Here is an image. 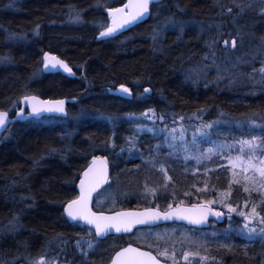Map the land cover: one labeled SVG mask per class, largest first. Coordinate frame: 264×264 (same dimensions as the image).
<instances>
[{
    "label": "trees",
    "instance_id": "trees-1",
    "mask_svg": "<svg viewBox=\"0 0 264 264\" xmlns=\"http://www.w3.org/2000/svg\"><path fill=\"white\" fill-rule=\"evenodd\" d=\"M101 1L103 0H0V25L10 31L33 29V27L37 29L36 26L39 25L37 34L39 39L35 43L27 46H11L9 50H5L7 45L3 43V33L0 31V55L5 54L8 64L0 68V110L16 104L22 95L35 94L48 99L59 96L77 97V103L68 105L70 112L83 104V109L89 112L98 109L127 113L159 110L164 117L168 113L185 116L203 112V119L206 120L213 119L218 113L233 119L236 117L237 120L256 115L260 117L262 123L258 128H249L245 125L240 128L231 124L218 130V133H213L212 136H215V140L225 138L227 142H231L232 137L240 136L250 138L254 135L264 138V130H262L264 84L258 82L260 79L258 73L255 78L248 75L252 73L253 68L259 69L264 62V48H261V39L264 38V14L255 11L256 15L259 14L258 22L253 21L250 16L253 15L254 9L247 7L248 0L239 2L245 6L244 16H241L239 25L234 27L228 24L229 32L235 31L234 34L230 33V37L239 39L236 31L242 32L243 36L251 34L252 38L259 41V47L248 50V56H244L251 58V67L239 66L231 72L232 75L219 81L232 82L242 77L247 84L244 91L246 93L239 87H234L233 90L223 89L222 92L217 91L216 88L208 86L207 88L205 83L212 78V75L207 74L206 78L204 75L206 70L196 77L193 76L195 69L192 65L205 61L199 58L201 59V53L206 45L211 43L206 37L201 40L193 29L188 28L181 35L163 30L155 43L152 40L156 25L152 15L156 10L159 14L158 19L174 16L180 21L190 20L204 24L212 13L213 17L219 14H216L217 7L211 5L216 0H162L161 3L151 7V14L147 20L115 36L96 40L99 32L97 26L108 22L102 7L97 6ZM124 1L116 0L111 7L119 6ZM256 1L261 9L264 8L260 0ZM227 7H232L234 11L240 10L235 5L224 6L223 16L219 17L223 21L233 15L225 13ZM73 9L80 12V23L65 22L60 19L59 15L63 11L66 10L69 14ZM185 16L186 19H183ZM237 51L228 50L227 53L234 59ZM45 52L56 54L66 60L72 67L73 75L47 74L39 80L32 81L39 56ZM196 59L199 61L196 62ZM79 66L84 67L81 74ZM118 84H129L134 92L140 91L143 86H148L151 94L149 98L138 102L106 92L105 86L113 87ZM241 98L245 101L239 102ZM64 126L63 124L36 126L27 122H18L8 127L2 135L0 264H29V261L35 259L33 257L38 256L45 248L60 250L57 246L60 241L54 239L57 234L67 241V249L65 252L61 251L62 255L67 259L76 258L78 264H87L89 258H98V260L107 258L111 250H116L123 238L127 237L109 236L99 240L91 231V238L95 239L97 251L82 262L74 250V241L80 237L89 238V229L85 227L78 229L69 224L62 215L61 206L71 195L68 184L74 176L73 172L80 167L83 160L95 152H101L100 146L109 143L118 147L125 145L130 137L128 131L124 132L120 127L116 128L112 135H108L106 126L100 127L88 121H80L67 128ZM139 137L138 144L142 146L147 139L144 135ZM149 142L153 141L149 140ZM52 149L57 151L52 152ZM113 151L114 149L108 152ZM122 151L125 152V148ZM150 152L151 156H149ZM146 153L148 160L154 158V153L158 155L160 162L165 160V167L168 169V179L164 180L155 177L153 173L147 174L151 179L147 185L150 189H156L155 193L158 194L156 196L150 191L144 193L143 197L139 196L138 199L143 201L149 197V206L155 205L165 209L166 203L168 205L198 203L204 201L207 194L215 195L216 192L219 194L225 189L232 196L241 195L238 199L243 202L250 201L244 208L241 206L243 202L234 204L244 211H248L251 202H259L262 199L258 191L246 193L242 186L234 188L233 191L225 187L227 182L233 180V176L232 171L222 164L224 159L222 160L220 155H216L218 160L184 164L183 160L172 159L170 156L169 160L161 159L157 149L151 148ZM263 154L264 152L260 153ZM106 156L110 161L117 159L115 153H107ZM122 158L123 156L119 159ZM124 158H132V156H124ZM132 163L129 161L128 167L134 166ZM120 172H116V175ZM160 185H164V191H160ZM136 196H131V200L119 206L104 207L102 210L134 208L132 202L138 203L133 200ZM152 196L155 198L152 199ZM212 207L216 208L214 205ZM258 211L263 213V206H260ZM235 214L238 215L237 212ZM14 215L19 219L13 231L10 230L9 221ZM221 225L216 224V229ZM6 226L9 229H6ZM210 228L211 225L206 230ZM226 239L221 242L226 241L225 245H217L206 251L208 257L215 259L212 264H227V258H232L229 262L253 259L255 255L257 257L253 259L254 264H264V260L259 263L258 259L264 258V242L258 239L242 242L240 237L235 235Z\"/></svg>",
    "mask_w": 264,
    "mask_h": 264
},
{
    "label": "snow or ice",
    "instance_id": "snow-or-ice-1",
    "mask_svg": "<svg viewBox=\"0 0 264 264\" xmlns=\"http://www.w3.org/2000/svg\"><path fill=\"white\" fill-rule=\"evenodd\" d=\"M262 4H264V0H260ZM161 3V0H128V3L124 4L122 7H108L107 8V15L109 18L108 23H101V31L99 32V37H112L115 33L124 29L126 26L138 21L142 20L145 16L150 15V8L154 4ZM232 3L235 7L239 8L241 12L244 11V7L239 3H236V0H232ZM223 7V5H221ZM247 7H251V4L247 5ZM226 11L231 14L233 12L232 7L226 8ZM261 14H264V8L261 9ZM69 21L72 23H80L81 22V15L79 11L70 10L69 13ZM233 22H235V17H233ZM168 26L176 27L177 22L172 19V17H167L164 21V24L159 29H154L152 33V40L155 43L161 36L162 31L165 30ZM185 27L184 22H180L179 30L183 32ZM39 28V25L36 26ZM219 29V25H217ZM38 34V32H36ZM220 35H217L215 39L212 40L211 43L208 44L210 49L215 47L216 42L220 39ZM239 35V33H238ZM229 41L227 39L224 40V45L227 47ZM237 40L233 38L231 40V46L234 49L236 47ZM261 48H264V38L261 40ZM7 59V58H4ZM239 59V58H238ZM215 62V57L213 53V63ZM43 65L44 68L47 69L49 66L52 68H62L65 72L71 74L72 69L69 67L64 60L59 59L55 55H51L50 53L45 52L43 56ZM236 65H233L235 68ZM200 71H204L203 68ZM220 69L217 67V80L223 79V76L220 74ZM259 74L260 79L259 83L264 84V62H262V66L259 69L253 68L252 73L248 75L252 78H255L256 74ZM35 75V74H34ZM199 72H197V76ZM118 91L131 94L130 89L125 87L123 84L119 86ZM150 89L145 88L144 92L148 93ZM15 103V102H14ZM21 104H26L28 108L31 109L29 115L38 116L43 112H58L66 114V109L64 107L65 100H41L39 97L35 95H24L20 98ZM203 111V110H200ZM25 109L20 107L19 110L16 112L17 116L24 115ZM152 110H148V112L143 113L142 115H149ZM83 115V113H81ZM199 116V112L196 114ZM8 116L9 113L7 111L0 110V128H5L8 123ZM154 116L149 115V119ZM163 116H160L159 119L163 120ZM111 119V117H109ZM181 120L184 117H180ZM220 123L219 120L211 121L206 124H201L198 126L193 132V139L191 141L192 148L196 149L194 155H186L185 159H194L197 164H200L202 160H208L214 155H222L225 150L232 149L235 144H239L240 146V154L235 157H227L228 164L232 170L233 180L230 181V186L232 183H241V178L244 183V191L246 193L251 191H258L260 192L262 199L259 202H251V207L248 211H240L238 208L233 207L230 203H224L223 200L221 201H214L209 200L206 202H202L197 205H193L190 208L181 207L180 205H176L173 208L172 204L168 205V211L166 212H159L154 209H145L143 212H117L114 215H105L104 213L100 212H93L88 207V201L91 196V193L103 183L104 178H106V167L107 161L98 156H93L91 164L88 168L83 172L80 178V195L75 199L68 200L67 203L64 205V212L67 216L73 220H80L84 221L88 226H90V230L88 233L89 239L85 240L83 237L78 238L75 241V247L77 251L84 257L90 255V250H93L96 246V242L91 238V227L95 228V236L102 237L109 230L114 229L115 232H130L134 226L136 225H144L147 227H151L154 222L158 220H172L174 217L176 219L187 220L189 223L193 225H200L203 224L209 215H214L216 217H220L223 215L220 211H214L211 205L219 202L224 203V207L227 208L228 213L238 212V214L243 217L244 225L242 231H246L248 239H255L259 238L264 241V215L258 211V208L264 205V157L257 156V152L261 151L264 152V138L252 136L251 139H241L239 141H235L233 144H227L224 142H217L212 141L210 139L208 129L213 128L215 125ZM239 124V122H237ZM250 124H255L254 119L249 120ZM262 130H264V126H262ZM149 132L155 133L157 130L155 128L147 129ZM163 131L168 132V129L165 128ZM184 127L181 125L180 129V137L179 139L183 142V134H184ZM176 129L173 128L169 132V135L172 137L173 143L169 144L170 148L175 147V140L177 139L175 135ZM203 138L205 141L212 144V147L204 149L203 152L199 151L198 139L197 137ZM167 140V137H166ZM128 144L131 147L135 146V141L129 139ZM183 150L185 152H190V148L188 145H183ZM52 152L57 151L56 149H52ZM245 155L247 158L245 159ZM100 165L98 168L97 165ZM163 170V168L161 169ZM95 177L94 180L90 181L89 177ZM165 178L168 179L167 173H165ZM155 194L156 189H147ZM199 191V189H198ZM187 195V193H186ZM224 195H228L225 193ZM250 201H244L245 207L249 205ZM18 216L14 215L12 219L9 221L10 230H15L18 223ZM257 222L258 227H249L251 222ZM54 239L59 240L60 243L57 245L60 247L61 251H63V246L67 244V241H64L60 234H57ZM47 249H45V254L40 255L35 260L29 261V264H56V260H48L46 259ZM162 256H168L169 253L167 249L159 253ZM191 255H198V253H190L188 251H184L183 259L185 261L189 260ZM171 259L173 260V264H175V250L171 255ZM201 260L207 259V257H200ZM111 264H160V262L154 257L150 252L140 251L137 248L132 247L129 245L126 248L121 249L120 251L115 253V256L111 260Z\"/></svg>",
    "mask_w": 264,
    "mask_h": 264
},
{
    "label": "rangeland",
    "instance_id": "rangeland-1",
    "mask_svg": "<svg viewBox=\"0 0 264 264\" xmlns=\"http://www.w3.org/2000/svg\"><path fill=\"white\" fill-rule=\"evenodd\" d=\"M220 1L222 0H216V2L219 4L216 5L218 12L219 13L217 16L212 17V19H215L216 17H221L223 16L222 14V8L221 5L222 3H220ZM99 5H103L102 3ZM222 14V15H221ZM221 15V16H220ZM159 14H157V10L156 12H154V14L152 15V18L155 20L154 23L155 28L154 29H159L161 28V26L164 24V21L166 18H163L162 20L159 18ZM173 18V17H172ZM227 20V19H226ZM217 20L211 22V24H214V26H216V28L213 27L214 31H219L222 30L221 27L219 26V29L217 28L218 22H216ZM176 22H179V18H177ZM108 23V22H107ZM227 21L223 22V23H219L220 25L222 24L223 27L228 28V24H226ZM226 24V25H224ZM35 33L38 32V29H34ZM225 31V30H224ZM242 34V32H240ZM262 40V39H261ZM212 42V41H211ZM216 55H218V53H216ZM227 56H216L215 58V62L221 63L222 60L225 61V58ZM213 59V58H211ZM227 60H230V57H227ZM236 59H234L235 61ZM219 65H217L218 67ZM226 68L225 69H220V75L223 76V79L225 77H227L226 74ZM201 74V72H199V75ZM197 76V75H196ZM195 76V77H196ZM217 77V71L212 75V78L206 82H210L211 84L214 82L217 84V82H219L220 80L216 79ZM207 78V77H206ZM222 80V79H221ZM203 82V81H202ZM144 97H146V95H144ZM144 97H142V99H144ZM148 112V110H144L141 112H136V113H128L126 114L123 118V120H121L122 122H126V125L130 128L129 132H130V137L127 139V141L125 142V145H121L120 147L115 146L113 143H109L107 144L108 146V151H112V149H114L113 152H108V154H112L115 153L117 159L121 158V156H123V160H125V162L127 163H123V164H118L117 163V159L111 160L114 168L115 166L117 167L118 165H122L121 167L118 168V170L116 172H123V174L115 175L114 177H112V179L110 180V182L108 183V185L106 186L105 189L101 190L99 192V194L97 195V201H98V205H102L103 207L108 208L109 206H112L114 208V206H119V204L131 200V196L137 195L135 197V199L138 203L136 202H132V206L134 208H140V207H148V202H150V198L146 197L145 199H143V201H139L138 197L141 196L143 197V194H147L150 191L146 190V186L147 189H150L149 186L147 185V182L151 179H149L148 177V173H153L154 175H156L155 177H158L160 179H166L165 178V173H167L168 175V169L167 167H165V160L160 162V159H158V155H154V158L151 160L146 159L147 157V150L150 151L151 148L153 149H157L160 152V158L161 159H168L169 160V156L172 159H176V160H183V163H189V164H196V161L194 159H185L186 155H194L196 152L195 148H192L191 146V141L193 139V132H195L196 128L198 126H200L201 124H206L208 122L211 121H215V120H219L220 123L218 125H215L213 128L208 129V133L210 136V139L212 141H217V142H224L227 144H233L235 141H239L241 139H251L252 136L251 135L250 138H242L240 137H232V141L231 142H227L225 140V138L222 139H216L215 140V136H212L213 133H218L221 128L223 127H227L231 124H234L236 127H240L242 128L244 125L248 126L249 128H258L260 127L261 120L260 117L256 116V115H250L247 116L246 118L242 119V120H237V119H233L232 117L226 116L223 113H218L213 119L210 120H206L203 119V112H199V116H197L196 114L192 115H182V114H173V113H168L165 117L162 115V112L159 110H152L151 113H149V115H152V113H154V116H152L151 119H149V115H142L143 113ZM81 116H85V117H89V118H94V117H98L96 115H90V114H83ZM114 116V115H113ZM113 116H102L103 118H107V123L110 124L111 119H109V117H111L113 120L117 119L116 117ZM163 116V120H160L159 117ZM180 117H184L183 120L180 119ZM250 119H254L255 120V124H250L249 120ZM45 121V120H43ZM239 122V124L237 123ZM181 125L184 127L185 131L183 134V142L179 139L180 137V129H181ZM149 128H155L157 131L155 133L153 132H149L147 131V129ZM165 128L168 129V132L163 131ZM175 128L176 132L175 135L177 137V139L175 140L174 144L175 147L174 148H170L169 144L173 143L172 141V137L171 135H169V132L171 131V129ZM140 135H144V137L147 139V141L152 140L153 142L151 143H143L142 146H139L138 144V139ZM213 138H212V137ZM217 136V135H216ZM167 137V140H166ZM129 139H132L135 141V146L131 147L130 149V145L128 144ZM198 139V145H199V151L203 152L204 149H207L209 147H212V144L205 141L203 138L197 137ZM186 144L188 145V147L190 148V152H185L183 150V145ZM125 148V152L122 151V149L124 150ZM261 151L257 152V156L260 157H264L263 155H260ZM240 154V146L239 144H235V146L230 149V150H225L224 153L222 155H220V157L222 158V164L226 165L227 169L229 171H232L229 164H228V159L227 157H235L237 155ZM132 156V158H124V156ZM151 152L149 154V156H151ZM218 157H216V155L212 156L210 159L208 160H218ZM247 158V155H245V159ZM129 161H132L134 164V166L128 167ZM171 162V161H170ZM220 162V161H219ZM182 163V164H183ZM128 164V165H127ZM157 164V165H155ZM163 168V170H161ZM131 175V176H128ZM153 175V176H154ZM162 183V182H160ZM243 180L241 178V183L237 184V183H232L230 186V182H227L226 184V188L230 191H233L234 188H237L238 186H243ZM164 185H160V191H164L163 190ZM225 193H228V195H224ZM156 196L158 193H155ZM152 195V194H150ZM229 192L223 190V192H220L219 194L213 196L210 194H207V197L205 198L206 201L209 200H214V201H221L223 200L224 203H230L233 207H236L234 204H236L237 202H243V200L238 199L241 197V195H236L232 196L230 195ZM154 196V195H153ZM152 196V199L155 198ZM145 197V196H144ZM201 201V202H206V201ZM255 201V200H254ZM224 203H215L213 204L218 210L222 211L223 213L227 214L226 215V221L222 222L221 227L216 229L217 226L216 224L212 223L211 224V228L206 230H195V229H190L187 228L185 226L182 225H174V226H160L159 230H150L152 231L149 232L148 230L145 229H141L138 228L136 229L131 235L127 236L126 238H123V241L121 242V244H125V243H129L131 241L133 242H138V243H149L151 242L154 238L156 239H160V242L155 243V245H158L160 243V250L159 252L164 251L165 249H167L169 255L168 256H162L160 255L163 259L165 260H169L171 262H173V260L171 259V255L173 253V250H175V262L177 264H212L214 263L215 259L210 258L207 256L206 251L210 250L212 247L217 246V245H225L224 243H226V241L228 239H226L229 236H237L240 237V241L242 242H248L254 239H248L247 238V234L246 231H242L243 229V225H244V219L243 217H240L239 214H235V212L233 213H228V210L226 207H224ZM166 206L168 207V203H166ZM242 208L245 207L244 202L241 204ZM264 208V205H262ZM166 207V208H167ZM111 208V207H110ZM237 208V207H236ZM240 211H244L242 209H238ZM238 213V212H237ZM262 215H264V212L261 213ZM249 227H258L257 222L253 221L249 224ZM9 229L8 226H6V229ZM215 228V229H214ZM160 232V233H159ZM222 239H219V238ZM85 240L89 239L87 237H83ZM226 239L225 242L221 243L223 241V239ZM78 239V238H77ZM76 239V240H77ZM256 240L258 239L259 241H262L261 239H259L258 237L255 238ZM75 240V241H76ZM93 240L95 241V239L93 238ZM75 241H74V245H75ZM264 242V241H262ZM55 245V244H54ZM97 246V244H96ZM96 246L93 250H90V255L92 253H95L96 250ZM47 249V254H46V259L48 260H52L55 259L56 260V264H78V262L76 261V258H65L64 255H62L61 253V249L58 250V248L54 249H49V248H45ZM45 249L36 257L33 258H38L40 255H44L45 254ZM67 247L66 245L63 246V250L64 252L66 251ZM75 252L77 253V255L79 256V258H81L82 262H85L88 257H84L82 256L76 249L75 247ZM95 250V251H94ZM114 249L111 250V252L109 253V256H107V258H101L98 260V258H89L87 264H105L111 254L113 253ZM184 251H188L190 253H198V255H191L189 257L188 261H185L183 259V253ZM76 255V256H77ZM200 257H207V259L201 260ZM256 259L257 255L254 256ZM33 259V260H35ZM74 259L75 262H73L72 260ZM95 259V260H94ZM103 259V260H102ZM225 259V258H223ZM251 258H247V260H243V261H231L232 258H227V264H254V260ZM259 259V263L262 262L264 260V258H258ZM66 262V263H65ZM224 263V262H223ZM82 264V263H81ZM262 264V263H260Z\"/></svg>",
    "mask_w": 264,
    "mask_h": 264
},
{
    "label": "bare ground",
    "instance_id": "bare-ground-1",
    "mask_svg": "<svg viewBox=\"0 0 264 264\" xmlns=\"http://www.w3.org/2000/svg\"><path fill=\"white\" fill-rule=\"evenodd\" d=\"M114 1H116V0H103V1H101L99 3H97V6L102 7L103 12L107 15V12H106L107 8L111 7V4ZM239 2H240V0H236V3H239ZM101 3L103 4L102 6L99 5ZM220 3H222L223 7L227 6L228 4L229 5H234L232 3V0L231 1L222 0V1H220ZM218 4H219V2L217 3L216 1H214L211 5L216 6ZM249 4H251L250 8L254 9L253 10V15L250 16V17H252L253 21L258 22L257 21L258 20L257 16H259V14L256 15V13H258V12L260 13L261 6H260V4L258 5L256 0H251V1L248 0L247 1V5H249ZM244 11H245V9H244ZM255 11H256V13H255ZM243 12H241L240 10L234 11V9H233V12H232L233 15L232 16H228L227 20H224V21L225 22L227 21L226 24L230 23V24H232L231 26L237 27V25H239V23L241 22V16H244ZM225 13H227V15H229V13L227 11ZM59 17H60L61 20H64L65 22L69 21V14H68V12L66 10L63 11L59 15ZM209 17H210V19H208L207 22H204V24L203 23L199 24L197 22H193V21H190V20L189 21H187V20L180 21L179 20V22H177V26L176 27L168 26L165 29L166 31H171L173 33H176L177 35L183 34L185 32V30H187L188 28L189 29H193L194 32H195V35L198 34V36H199V38H201V40H204V38L206 37V38L209 39V41H212L213 39H215L217 37L218 33L222 34V35H220V39L216 42L214 48L210 49L208 47V44H209L208 43L206 45V47H205V50L201 53V59L199 58V60H202V61L205 60L206 62L204 61L203 63L192 65V66H194L193 68L195 69V71H193V76L195 77L197 75V72H201V74H202L203 71H200L201 68H203L204 71L206 70V72L204 74L206 77H207V74L213 75L217 71V69H216L217 65H219L218 66L219 69H225L226 68V70H227L226 74H225L226 76L232 75L233 73H231V72L235 68H238L239 66L247 65V66L251 67V62H252L251 58L250 57H246L245 58L244 56L247 55L248 50H250L252 48H255L256 46L259 47V44H260L259 41L256 40L255 38H252L250 36L251 34H245L243 36L240 32H239V35H238V32L236 31V34L238 35L239 39H237V44H236V47L234 48V49L238 50L237 51V55L234 58L236 60L234 61L232 56L229 55L227 53V51L228 50H234L232 48V46H231V40L233 38H232V36L230 37V33L234 34L235 31L229 32V28L223 27L222 24L220 25L219 23H223L224 22L221 18L216 17L215 19H211L213 17V13ZM233 17H235V22H233ZM177 18L178 17H174L173 16L172 19L176 21ZM184 18L186 19V16L183 17V19ZM160 19L162 20L163 17L160 18ZM215 20H217V22H218V24H216V25H219L222 30L214 31L213 27L216 28V26H214V24H211V22H213ZM180 22H184L185 23V27H184L183 32H181L179 30ZM226 24H224V25H226ZM253 24L254 23L252 22V25ZM34 29L35 28L33 27V29L28 28V29H23V30H20V31H10L7 28H5V26L0 25V31L3 33V43L5 45H7L5 50H9L11 46H17V45H25V46H27L28 44L35 43V41L38 40L39 38L37 37V34H35ZM97 29H98L99 32L102 30L100 25L97 26ZM99 32L96 35V40L103 39L102 37H99ZM202 34H204L205 36L203 37ZM225 39H227L229 41V44H228L227 47H225V45H224V40ZM213 53H214V57L215 58H216V56L220 55L222 57H224V56L230 57V60L227 61V57H226L225 61L222 60L221 63H218V62H214L213 63V59H211V58H213ZM216 53H218V55H216ZM54 55H56V54H54ZM43 56H44V54L42 55V53H41V55L39 56L38 64L36 63V65H35L36 67H35V71L33 72V75H32L33 76L32 81L39 80V79L43 78L45 75H47V74H60V73H62L60 71H49V70L45 69L44 65H43ZM56 56H58V55H56ZM58 57L60 59H62L60 56H58ZM4 58H6L5 54L0 55V68L6 67L8 65L7 62H6L7 59H4ZM238 58H239V60H237ZM62 60H64V59H62ZM199 60L196 59V62L199 61ZM64 61L68 64V62L66 60H64ZM197 65H198V67H197ZM233 65H236V67L233 68ZM70 68L72 69L71 66H70ZM79 68H80V74H81L84 67L83 66H79ZM211 71H214V72H211ZM72 75H73V71L71 73V76ZM226 81L227 80H225L224 83L222 81L221 82H217V84L214 83V82L212 84L210 82H206L205 84H206V87L208 86V87H211V88H216V90L219 91V92H222L223 89L233 90L234 87H239V89L242 92H244L246 87H247V84L244 82L242 77H238L237 80H233L232 82H226ZM120 85L121 84L113 85V87L105 86V90L110 95H116V96L122 95V96H124L126 98H129L130 100L132 99V100L138 101V102L141 101V100L149 98V96L151 94V90L148 93L144 92L145 88L150 89L148 86H143L140 91L134 92L132 86H130L129 84H123L125 87H128L130 89V93H131V94H124V93L118 91ZM244 93H246V92H244ZM25 95H31V94H25ZM144 95H146V97H144ZM23 96L24 95H22L21 97H23ZM245 96L246 95L244 94V99H245ZM142 97H144V99H142ZM20 98H19L18 102L16 104H14L13 106H10L8 109H2L3 111H7L9 113V118L11 119V123L8 124V127H10V126H12V125H14L15 123H18V122H27V123H30V124H33V125H36V126L45 125V124H63V125H65L64 128H67V126H70V125L75 124V123H79L80 121H88V122H91V123H95L96 125H98L100 127L106 126L108 128V132H109L108 135H112L115 132L116 128L122 127V130H124V132L128 131V134L130 136V132H129L130 128L126 125V122H122L121 121V120L124 119L123 117L126 114H128L125 111L124 112L123 111H116V112H112L111 111L110 112V111L98 109V110L89 112L87 110H84L83 109V104H81V106H77L73 111L70 112V110H68V105L72 104V103H77L78 98L76 97V98H74L75 99L74 102H68L67 103L66 115L64 117L48 115V116H43V117H40V118H34V117L27 116L25 119H17L16 112L20 108ZM69 98H73V97L59 96V97L49 98V99L61 100V99H69ZM244 99L241 98L239 100V102L245 101ZM236 102H238V101H236ZM81 113L87 114V115L88 114H90V115L93 114V115H96L98 117H94V118L91 119L89 117L81 116ZM105 115L106 116H113L114 115L113 117H116L117 119L113 120L111 118V120H109V121H111V123L108 124L107 123V118H103L102 117V116H105ZM234 118L236 119V117H234ZM43 120H45V121H43ZM139 139H140V137H139ZM0 140L2 142V136H1ZM143 143L147 144V143H150V142L146 140ZM99 149H101V152H99V153L95 152L94 154L95 155H100V157H107L106 155L108 153V146L107 145H104L102 147L100 146ZM127 162H125V160H123V159H117V163L118 164H123V163H127ZM72 182L73 181H70L69 184H68V187L71 189V194L73 192ZM216 194H217V192L215 193V195ZM215 195H213V196H215ZM198 203H202V202H198ZM191 204H196V203H191ZM176 205L177 204H174L172 206L174 207ZM212 208H214V207H212ZM166 209H168V207L165 208V210ZM214 209H217V208H214ZM63 210H64V207H63ZM63 215H64V212H63ZM226 215L227 214L224 213V220L226 219ZM212 223L216 224V221L215 220H210L209 221V225L207 227H205V228H196V227H191V226H188V225H185V224H180V225L185 226V227L190 228V229L192 228V229H195V230H201V229L209 228ZM178 224H179L178 222H169V223H164L162 225H164V226H174V225H178ZM162 225H160V226H162ZM7 233H9V231H7ZM114 236L123 237V236H126V235H114ZM120 246H122V244Z\"/></svg>",
    "mask_w": 264,
    "mask_h": 264
},
{
    "label": "water",
    "instance_id": "water-1",
    "mask_svg": "<svg viewBox=\"0 0 264 264\" xmlns=\"http://www.w3.org/2000/svg\"><path fill=\"white\" fill-rule=\"evenodd\" d=\"M126 3H128V0H125V2H124L122 5L117 6V7H122V6H123L124 4H126ZM113 8H115V7H113ZM106 12H107V11H106ZM107 17H108V15H107ZM148 18H149V15H148V16H145L142 20H138V21H136V22H134V23H132V24L126 26L124 29H121L120 31H118L117 33H115L113 36H115V35H117V34H119V33H122V32L127 31L128 29H130V28L133 27L134 25H137V24H139V23H141V22L147 20ZM109 22H110V21H109ZM102 38H105V37H102ZM51 55H54V54H51ZM55 56H56V55H55ZM57 57H58V56H57ZM58 58H59V57H58ZM59 59H60V58H59ZM61 60H62V59H61ZM65 63H66V62H65ZM69 67H70V66H69ZM47 70H49V71H60V72H63V73H67V72H65L62 68H59L58 66H57L56 68H52L51 66H49V67L47 68ZM124 94H125V93H124ZM32 95H34V94H32ZM35 96L39 97V99H41V100H52V99H48V98H41V97L38 96V95H35ZM63 100H65V105H64L65 109H66V106H67V103H68V102H74V101H75L74 98L63 99ZM20 107H23V108L25 109V112H24V115H22V116H17V119H25L27 116H29V117H34V118H40V117L48 116V115L62 116V117H64V116L66 115V114L58 113V112H43V113H41V114L38 115V116H32V115H29L31 109L28 108L26 104H21V103H20ZM26 111H27V112H26ZM9 123H11V119H10L9 116H8V123H7V126H6L5 128H0V138H1L2 134L4 133V131L6 130V128L8 127V124H9ZM0 143H1V140H0ZM102 158H104V157H102ZM92 159H93V157H92ZM97 167L99 168L100 165L98 164ZM87 168H88V167H87ZM87 168H86V169H87ZM86 169H85V170H86ZM85 170H84V171H85ZM84 171H83V172H84ZM82 174H83V173H82ZM81 176H82V175H81ZM80 178H81V177H80ZM107 178H108V168L106 167V178H104L103 183H101L100 186L97 187V188L91 193V196H90L89 201H88V207H89L93 212H97V213L102 212V213H104L105 215H114V214L117 213V212H143L145 209H149V208H150V209L157 210V211H159V212H161V213L166 212V211L169 210V209L162 210V209H158L157 207H146V208H126V209H119V210L107 211V212H106V211H94V210L92 209L93 196H94V194H95V193H96V192H97V191H98V190H99V189H100V188L106 183ZM94 179H95L94 175L89 177V180H90V181H92V180H94ZM79 184H80V179H79V182L77 183V186H76V187H77V190H78V192H79V195H80V187H79ZM79 195H78V196H79ZM78 196H77V197H78ZM197 204H200V203H196V204H177V205H180L181 207L190 208V207H192L193 205H197ZM175 207H176V206H174L173 208H175ZM213 210H214V211H218V210H216V209H214V208H213ZM63 212H64V210H63ZM221 213H222V212H221ZM64 216H65V218L67 219V221H69V222H71V223H73V222H80V223H82L84 226L90 228V226H88L84 221H80V220L73 221V220H71V219L67 216V214H66L65 212H64ZM223 219H224V214L221 215L220 217H216V216H214V215H209L208 218H207V220H206L203 224H200V225H193V224L189 223L187 220L176 219V218L174 217L172 220H163V219L158 220V221L154 222L152 226H155V225H158V224L161 225V224L169 223V222H178V223H182V224H185V225H188V226H191V227L205 228V227H207V226L209 225V221H210V220H215L217 223H222ZM140 227H146V226H144V225H136V226L133 227V229H132L130 232H127V233H125V232L117 233V232H115L114 229H111V230H109L108 233H106V234H105L104 236H102V237H96V236H95V228H94V227H91V229H92V231H93V233H94V236H95L97 239H99V240H103V239H105V238L108 237V236H114V235H128V234H131L135 229L140 228ZM129 245H131V244H127V245H125V246L119 248L118 250H116V251L113 253V255L111 256V258H110V260L108 261L107 264H111V260H112V258L115 256V253H116V252L120 251V250L123 249V248L128 247ZM131 246L134 247V248L139 249L140 251L149 252V251H147V250H144V249L138 248V247H136V246H134V245H131ZM150 253H151V252H150ZM151 254H152V253H151ZM152 255L154 256V254H152ZM154 257H155V256H154ZM156 259H157V258H156ZM157 260L160 262V264H169V263L163 262V261H161V260H159V259H157Z\"/></svg>",
    "mask_w": 264,
    "mask_h": 264
},
{
    "label": "flooded vegetation",
    "instance_id": "flooded-vegetation-1",
    "mask_svg": "<svg viewBox=\"0 0 264 264\" xmlns=\"http://www.w3.org/2000/svg\"><path fill=\"white\" fill-rule=\"evenodd\" d=\"M27 112V111H26ZM93 156H100V155H95V154H93V155H91V156H89L88 158H86V159H84L83 160V162L81 163V165H80V167L78 168V169H76L73 173H74V176L72 177V179H71V181H73L72 182V187H73V192H72V194L68 197V200H71V199H75L78 195H79V192H78V190H77V183L79 182V179H80V177H81V175H82V173H83V171L91 164V162H92V157ZM104 159L107 161V168H108V178H107V180H106V183H105V185H103L95 194H94V196H93V202H92V209L94 210V211H103L102 209L104 208L102 205H98V201H97V195L99 194V192L101 191V190H103V189H105L106 188V186L108 185V183L110 182V180L112 179V177H114V175H115V172L118 170V168L119 167H121V165H118L117 167L115 166V168H114V166H113V164H112V162L107 158V157H104ZM67 200V201H68ZM67 201H65V202H63V204H62V206H61V212H62V215H63V207H64V205L67 203ZM158 207V209H160V207L159 206H157ZM64 216V215H63ZM65 218V217H64ZM65 220L67 221V219L65 218ZM68 222V221H67ZM69 223V222H68ZM69 224H72L73 226H76L78 229H81V227H85L84 225H82L81 223H79V222H74V223H69ZM162 225V224H161ZM178 225H180V224H178ZM162 226H164V225H162ZM85 228H87V229H89L90 230V228H88V227H85ZM141 229H145V230H148L149 232H151L152 233V231L153 230H159L160 229V224H158V225H155V226H151L150 228L149 227H141ZM150 230H152V231H150ZM92 231V230H91ZM135 231V230H134ZM160 233V232H159ZM126 236H129V235H126ZM158 242H160V239H156V238H154L151 242H149V243H138V242H133V241H131V242H129V243H125V244H123L122 246H120L119 248H121V247H123V246H125V245H127V244H131V245H134V246H136V247H138V248H141V249H144V250H147V251H149V252H151L152 254H154L155 255V257L157 258V259H159V260H161V261H163V262H166V263H169V264H173V262H171V261H169V260H165V259H163L161 256H160V252H159V250H160V243L158 244V245H155V243H158ZM119 248H117L116 250H118ZM115 250V251H116ZM114 251V252H115ZM113 252V253H114ZM113 253L111 254V256L113 255ZM111 256H110V258H111ZM110 258H109V260H110ZM108 260V261H109ZM108 261L105 263V264H107L108 263ZM175 264H177L176 262H175Z\"/></svg>",
    "mask_w": 264,
    "mask_h": 264
}]
</instances>
